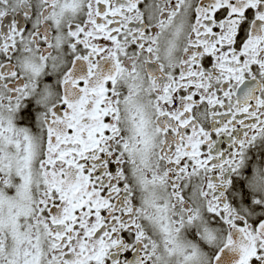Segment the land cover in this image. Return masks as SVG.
<instances>
[{"label": "snow or ice", "instance_id": "snow-or-ice-1", "mask_svg": "<svg viewBox=\"0 0 264 264\" xmlns=\"http://www.w3.org/2000/svg\"><path fill=\"white\" fill-rule=\"evenodd\" d=\"M0 264H264V0H0Z\"/></svg>", "mask_w": 264, "mask_h": 264}]
</instances>
